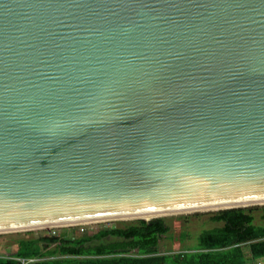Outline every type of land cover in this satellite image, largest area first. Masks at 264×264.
I'll list each match as a JSON object with an SVG mask.
<instances>
[{"label":"water","instance_id":"obj_1","mask_svg":"<svg viewBox=\"0 0 264 264\" xmlns=\"http://www.w3.org/2000/svg\"><path fill=\"white\" fill-rule=\"evenodd\" d=\"M264 206V0H0V235Z\"/></svg>","mask_w":264,"mask_h":264},{"label":"trees","instance_id":"obj_2","mask_svg":"<svg viewBox=\"0 0 264 264\" xmlns=\"http://www.w3.org/2000/svg\"><path fill=\"white\" fill-rule=\"evenodd\" d=\"M256 211L262 212L264 222V206L196 213L209 215L216 226L204 229L195 245H184L179 251L168 247L161 251L163 242L172 239L165 217L121 221L119 226L93 234L74 231L72 237L65 233L19 239L15 248L0 254V264H23L22 260H35L28 264L264 263V224L257 223ZM185 238L182 234L180 243Z\"/></svg>","mask_w":264,"mask_h":264},{"label":"rangeland","instance_id":"obj_3","mask_svg":"<svg viewBox=\"0 0 264 264\" xmlns=\"http://www.w3.org/2000/svg\"><path fill=\"white\" fill-rule=\"evenodd\" d=\"M257 216V223L264 224L262 221V212L256 211ZM186 216V217H183ZM168 222L170 223V226L172 228L171 235L172 239H166L162 246L161 251H165V248H171L173 251H179L181 247H184V245H195L196 242H198V238L200 236V232H202L204 229L213 228L215 223L210 221L209 215L207 214H201V215H195V214H189V215H175V216H169ZM121 222H104V223H98V224H88L83 226H74V227H68V228H59V229H52V230H34V231H28V232H20V233H10L5 235H0V254H5L7 250H10L12 248L16 247V241L23 238H40L46 235H59V234H65L68 235V237L75 236L74 231H78L80 234H93L97 233L98 231L102 229L107 228H114L116 226H119ZM77 229V230H74ZM31 234H27L30 233ZM182 234L186 235V238L184 239L183 243H180V239L182 237ZM197 237V239H196ZM111 240V239H109ZM105 241V240H104ZM246 253H248V249L245 248ZM249 264H264L261 261H250Z\"/></svg>","mask_w":264,"mask_h":264},{"label":"built area","instance_id":"obj_4","mask_svg":"<svg viewBox=\"0 0 264 264\" xmlns=\"http://www.w3.org/2000/svg\"><path fill=\"white\" fill-rule=\"evenodd\" d=\"M35 260H28V261H26V260H22V263L23 264H28V263H31V262H34Z\"/></svg>","mask_w":264,"mask_h":264}]
</instances>
